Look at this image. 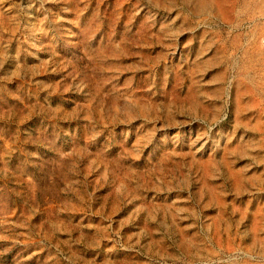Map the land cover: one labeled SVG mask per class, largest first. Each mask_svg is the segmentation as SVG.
<instances>
[{
	"label": "rangeland",
	"instance_id": "obj_1",
	"mask_svg": "<svg viewBox=\"0 0 264 264\" xmlns=\"http://www.w3.org/2000/svg\"><path fill=\"white\" fill-rule=\"evenodd\" d=\"M227 1L0 0V264H264V0Z\"/></svg>",
	"mask_w": 264,
	"mask_h": 264
},
{
	"label": "bare ground",
	"instance_id": "obj_2",
	"mask_svg": "<svg viewBox=\"0 0 264 264\" xmlns=\"http://www.w3.org/2000/svg\"><path fill=\"white\" fill-rule=\"evenodd\" d=\"M209 1H211V0H209ZM216 1L218 2V0H216ZM226 1H227V0H226ZM230 1H231V0H230ZM239 1H240V0H239ZM246 1H247V0H246ZM251 1H252V0H251ZM253 1H254V0H253ZM259 1H260V0H259ZM262 1H263V0H262ZM222 2H223V1H222ZM227 2H228V1H227ZM237 2H238V1H237ZM255 2H256V1H255ZM263 2H264V1H263ZM263 2H262V3H263ZM248 3H249V2H248ZM251 3H252V2H251ZM260 3H261V2H260ZM207 4H208V3H207ZM222 4H224V3H222ZM228 4H229V3H228ZM255 4H256V3H255ZM224 5H225V4H224ZM236 5H237V4H236ZM243 5H244V4H243ZM230 6H231V5H230ZM230 6H229V7H230ZM244 6H247V5L245 4ZM261 6H263V4H262ZM220 7H221V6H220ZM235 7H236V6H235ZM259 7H260V6H259ZM236 8H237V7H236ZM256 8H257V7H256ZM263 8H264V7H263ZM221 9H222V8H221ZM238 9H239V7H238ZM249 9H250V8H249ZM245 10H246V9H245ZM242 11H243V10H242ZM251 11H252V10H251ZM254 11H255V10H254ZM257 11H258V10H257ZM243 12H244V11H243ZM238 13H240V12H238ZM259 13H260V12H259ZM246 14H247V13H246ZM243 15H244V13H243ZM251 15H252V14H251ZM251 15H250V16H251ZM256 17H257V16H256ZM235 49H236V47H235ZM261 52H262V51H261ZM220 58H221V57H220ZM255 58H256V57H255ZM262 60H263V59H262ZM263 62H264V61H263ZM263 62H262V63H263ZM253 64H254V63H253ZM259 64H261V62H260ZM259 66H260V65H259ZM248 67H249V66H248ZM263 68H264V67H263ZM263 68H262V69H263ZM241 73H242V72H241ZM245 75H246V74H245ZM241 76H243V75H241ZM246 79H248V78H246ZM259 80H260V79H259ZM246 81H247V80H246ZM249 84H250V83H249ZM252 84H253V83H252ZM250 87H251V86H250ZM194 103H195V102H194Z\"/></svg>",
	"mask_w": 264,
	"mask_h": 264
}]
</instances>
